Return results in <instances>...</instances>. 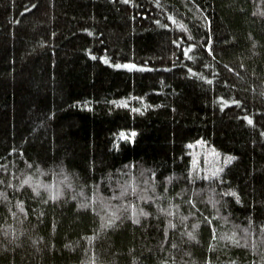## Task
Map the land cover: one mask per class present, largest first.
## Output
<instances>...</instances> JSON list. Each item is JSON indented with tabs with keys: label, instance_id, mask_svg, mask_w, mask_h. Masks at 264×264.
<instances>
[{
	"label": "trees",
	"instance_id": "obj_1",
	"mask_svg": "<svg viewBox=\"0 0 264 264\" xmlns=\"http://www.w3.org/2000/svg\"><path fill=\"white\" fill-rule=\"evenodd\" d=\"M0 264H264V0H0Z\"/></svg>",
	"mask_w": 264,
	"mask_h": 264
},
{
	"label": "snow or ice",
	"instance_id": "obj_2",
	"mask_svg": "<svg viewBox=\"0 0 264 264\" xmlns=\"http://www.w3.org/2000/svg\"><path fill=\"white\" fill-rule=\"evenodd\" d=\"M209 50H210V46H209ZM231 159H235V157H231Z\"/></svg>",
	"mask_w": 264,
	"mask_h": 264
}]
</instances>
